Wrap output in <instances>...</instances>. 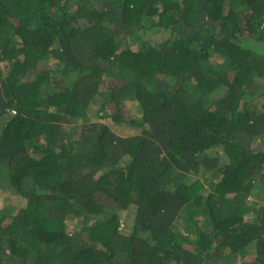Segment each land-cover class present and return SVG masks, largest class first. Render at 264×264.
I'll use <instances>...</instances> for the list:
<instances>
[{"label":"trees","instance_id":"1","mask_svg":"<svg viewBox=\"0 0 264 264\" xmlns=\"http://www.w3.org/2000/svg\"><path fill=\"white\" fill-rule=\"evenodd\" d=\"M263 14L0 0V264H264Z\"/></svg>","mask_w":264,"mask_h":264},{"label":"rangeland","instance_id":"2","mask_svg":"<svg viewBox=\"0 0 264 264\" xmlns=\"http://www.w3.org/2000/svg\"><path fill=\"white\" fill-rule=\"evenodd\" d=\"M123 107L126 109H128L130 111V113L132 115L137 114V110H138V106H137V102L133 101V100H125L124 103L122 102ZM116 114V112L113 113V117ZM102 121H105L106 123H108L114 130H116L118 133H124V134H129L131 133V131H128V129L126 127H124L123 125H118L116 124L112 118L110 119H103ZM2 184H0V207L3 206H9L11 203V199L9 198V202L5 201V197H10L8 195L9 192H7L2 186ZM13 201L15 202V200L13 199ZM13 203V202H12Z\"/></svg>","mask_w":264,"mask_h":264},{"label":"built area","instance_id":"3","mask_svg":"<svg viewBox=\"0 0 264 264\" xmlns=\"http://www.w3.org/2000/svg\"><path fill=\"white\" fill-rule=\"evenodd\" d=\"M261 29L264 30V20L261 23Z\"/></svg>","mask_w":264,"mask_h":264},{"label":"water","instance_id":"4","mask_svg":"<svg viewBox=\"0 0 264 264\" xmlns=\"http://www.w3.org/2000/svg\"><path fill=\"white\" fill-rule=\"evenodd\" d=\"M257 149L258 150L262 149V145H257Z\"/></svg>","mask_w":264,"mask_h":264},{"label":"clouds","instance_id":"5","mask_svg":"<svg viewBox=\"0 0 264 264\" xmlns=\"http://www.w3.org/2000/svg\"><path fill=\"white\" fill-rule=\"evenodd\" d=\"M264 20V14H263V18H262V21ZM262 23V22H261ZM260 28H261V25H260Z\"/></svg>","mask_w":264,"mask_h":264}]
</instances>
